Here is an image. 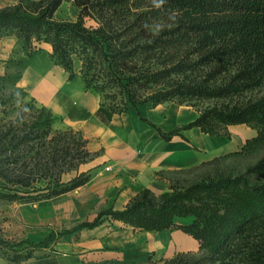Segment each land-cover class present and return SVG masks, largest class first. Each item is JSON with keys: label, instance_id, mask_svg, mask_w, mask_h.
Masks as SVG:
<instances>
[{"label": "trees", "instance_id": "trees-1", "mask_svg": "<svg viewBox=\"0 0 264 264\" xmlns=\"http://www.w3.org/2000/svg\"><path fill=\"white\" fill-rule=\"evenodd\" d=\"M63 1L80 9L77 19L54 17ZM9 23L28 53L51 45L70 78L79 59L86 88L101 94L99 113L107 119L129 106L175 101L199 112L187 127L230 135V125L247 123L257 133L241 151L264 147V0H20L0 10V29ZM158 130L166 138L180 131ZM87 177L82 172L46 197ZM260 178L264 159L244 172L202 177L160 196L145 192L78 227L104 215L141 229L177 227L198 240L202 253L167 264H264ZM178 216L193 218L181 223Z\"/></svg>", "mask_w": 264, "mask_h": 264}, {"label": "crops", "instance_id": "crops-1", "mask_svg": "<svg viewBox=\"0 0 264 264\" xmlns=\"http://www.w3.org/2000/svg\"><path fill=\"white\" fill-rule=\"evenodd\" d=\"M19 1L0 0V9ZM51 51L45 44L30 54L17 34L0 36V81L28 92L51 111L57 128L79 132L93 155L80 169L88 176L83 183L20 208L15 234L38 244L57 264H167L179 252L197 251L198 240L177 227L141 229L110 215L78 225L103 210L124 209L145 192L160 196L197 181L201 168L256 129L239 123L228 127L230 135H212L187 127L199 112L175 101L129 106L107 119L99 113L101 94L86 88L79 69L70 78ZM159 128L180 131L166 138Z\"/></svg>", "mask_w": 264, "mask_h": 264}, {"label": "rangeland", "instance_id": "rangeland-1", "mask_svg": "<svg viewBox=\"0 0 264 264\" xmlns=\"http://www.w3.org/2000/svg\"><path fill=\"white\" fill-rule=\"evenodd\" d=\"M79 12L72 1H63L54 17L75 20ZM91 24L92 20L87 21ZM16 31L9 23L0 29V36ZM80 67L81 61L76 59L75 69ZM244 143L216 156L201 168L199 179L244 172L250 164L264 159V147L245 153L241 151ZM92 155L79 132L57 128L54 115L28 92L14 88L12 81H0V264H57L50 253L17 236L14 221L24 213L20 208L28 210L29 205L58 193L63 184L81 174ZM201 253L200 248L182 251L175 258L186 262L191 255L194 258Z\"/></svg>", "mask_w": 264, "mask_h": 264}, {"label": "built area", "instance_id": "built-area-1", "mask_svg": "<svg viewBox=\"0 0 264 264\" xmlns=\"http://www.w3.org/2000/svg\"><path fill=\"white\" fill-rule=\"evenodd\" d=\"M108 168H110V167H108Z\"/></svg>", "mask_w": 264, "mask_h": 264}]
</instances>
